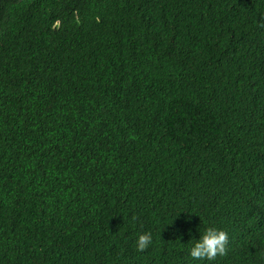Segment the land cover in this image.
<instances>
[{"label":"trees","instance_id":"16d2710c","mask_svg":"<svg viewBox=\"0 0 264 264\" xmlns=\"http://www.w3.org/2000/svg\"><path fill=\"white\" fill-rule=\"evenodd\" d=\"M261 25L264 0H0V264H264ZM209 227L228 252L196 260Z\"/></svg>","mask_w":264,"mask_h":264},{"label":"clouds","instance_id":"9594fccd","mask_svg":"<svg viewBox=\"0 0 264 264\" xmlns=\"http://www.w3.org/2000/svg\"><path fill=\"white\" fill-rule=\"evenodd\" d=\"M261 26L264 27V25ZM151 243V233L141 234L136 241L137 250L143 252ZM228 243L229 237L225 231L209 227L200 235L199 241L194 243L190 255L196 260L214 261L218 256L227 254Z\"/></svg>","mask_w":264,"mask_h":264}]
</instances>
